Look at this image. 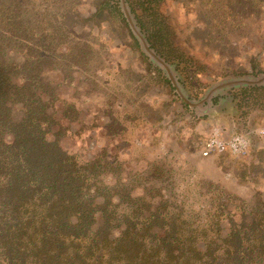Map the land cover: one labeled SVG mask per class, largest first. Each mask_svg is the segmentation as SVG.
<instances>
[{
	"label": "trees",
	"instance_id": "1",
	"mask_svg": "<svg viewBox=\"0 0 264 264\" xmlns=\"http://www.w3.org/2000/svg\"><path fill=\"white\" fill-rule=\"evenodd\" d=\"M26 4L0 0V264H264L260 191L256 204L245 202L238 209L228 205L226 194L214 192L219 202L201 220L199 211L191 214L172 196L133 195L118 173L120 164L108 158L106 144L88 159L62 147L80 112L75 101L64 100L62 119H56L50 109L59 99V84L45 82L43 76L56 67L85 71L87 53L70 47L62 53L61 45L71 40L74 27L99 26L112 18L113 10L125 21V0H95L90 17L70 6L52 21L42 15L34 27ZM240 4L249 14L250 9L262 16L264 0ZM205 19L190 37L220 52L217 42L226 46L220 25L208 15ZM145 37V44L169 55L153 35ZM256 64L252 71L240 66L228 80L258 73ZM235 89L239 107L249 98L264 105V80L224 87L215 94ZM215 96L212 104L222 102Z\"/></svg>",
	"mask_w": 264,
	"mask_h": 264
},
{
	"label": "rangeland",
	"instance_id": "2",
	"mask_svg": "<svg viewBox=\"0 0 264 264\" xmlns=\"http://www.w3.org/2000/svg\"><path fill=\"white\" fill-rule=\"evenodd\" d=\"M240 1L125 0L122 11L127 25L113 10L112 18L99 26L74 27L71 40L60 50L63 53L70 47L87 53L86 70L56 67L43 76L45 82L59 84V99L50 109L56 119H62L64 100L75 101L80 112V123L70 126L72 135L61 140L62 147L88 159L100 144H106L108 158L116 166L120 164L118 173L127 179L133 195L172 196L191 214L199 211L201 220L212 203L219 202L214 200V192L226 194L232 209L245 202L256 204L258 191L264 199V105L249 98L239 107L234 96L238 90H226L216 94L222 102L202 113L187 106L175 90L179 86L197 102L216 83L235 78L240 66L252 71L257 63L261 69L238 74L241 78L264 73V11L257 18ZM26 3L32 27L42 15L52 21L70 6L82 17L96 11L95 0ZM240 13L249 17L242 19ZM206 15L220 25L219 34L226 41V46L217 42L220 52L202 39L190 37ZM133 27L144 42L145 35H153L169 55L143 44ZM167 64L175 81L170 79ZM79 128L83 131L73 134ZM214 133L222 138L243 134L249 142L247 153L203 156L201 147ZM51 135L52 131L49 137L53 138ZM158 200L159 196L154 199Z\"/></svg>",
	"mask_w": 264,
	"mask_h": 264
},
{
	"label": "built area",
	"instance_id": "3",
	"mask_svg": "<svg viewBox=\"0 0 264 264\" xmlns=\"http://www.w3.org/2000/svg\"><path fill=\"white\" fill-rule=\"evenodd\" d=\"M249 142L243 134H234L229 138H222L218 134H212L201 147L203 156L231 152L235 155H245L248 151Z\"/></svg>",
	"mask_w": 264,
	"mask_h": 264
},
{
	"label": "water",
	"instance_id": "4",
	"mask_svg": "<svg viewBox=\"0 0 264 264\" xmlns=\"http://www.w3.org/2000/svg\"><path fill=\"white\" fill-rule=\"evenodd\" d=\"M133 32L135 33L136 37L139 38L142 43L144 44V40L142 38V35L140 34V32H138L137 28L135 29L133 27ZM148 51L151 53V55H154L152 51H150L149 48H147ZM264 80V76L258 78V79H250V78H242V79H232V80H225L219 83H216L215 85H213L206 93L205 97L202 99V101L200 102H206L207 107L202 111V113H207L210 109V98L211 95L216 92L219 89H222L224 87H229V86H234V85H238V84H245V83H257ZM175 90L178 94V96L180 97V99L187 104V106L192 107V108H198V103L197 102H192L180 89L179 86L176 85Z\"/></svg>",
	"mask_w": 264,
	"mask_h": 264
},
{
	"label": "flooded vegetation",
	"instance_id": "5",
	"mask_svg": "<svg viewBox=\"0 0 264 264\" xmlns=\"http://www.w3.org/2000/svg\"><path fill=\"white\" fill-rule=\"evenodd\" d=\"M145 45H146V44H145ZM168 65H169V64H168ZM171 68H172V67H171ZM168 69H169L168 71H169V73H170V75H171V76H170V79H173V80L175 81L176 79L174 78V75H173V73L171 72L170 65L168 66ZM216 92H217V91H216ZM216 92H214V93L211 95V98H210V106H211V109H210L209 111H211V110L213 109V106L216 105V103H215V104H212V96H213V95H216V94H215ZM205 95H206V94H205ZM204 97H205V96H204ZM204 97H203V98H204ZM215 97H216V96H215ZM188 98H189V97H188ZM203 98H202V99H203ZM189 99H190V98H189ZM202 99H201L200 101H202ZM190 100H191L192 102H195V101H193L192 99H190ZM200 101H197V103H198V108H193V109H196L197 111L202 112V111L207 107V104H206V102H200ZM203 104L205 105V107H204V108H200V106L203 105ZM186 105H187V104H186ZM209 111H208V112H209Z\"/></svg>",
	"mask_w": 264,
	"mask_h": 264
}]
</instances>
